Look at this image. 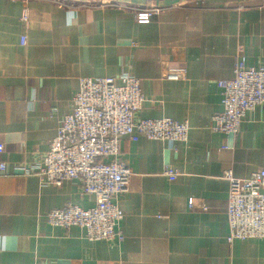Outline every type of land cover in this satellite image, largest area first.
I'll return each instance as SVG.
<instances>
[{
  "label": "crops",
  "instance_id": "crops-1",
  "mask_svg": "<svg viewBox=\"0 0 264 264\" xmlns=\"http://www.w3.org/2000/svg\"><path fill=\"white\" fill-rule=\"evenodd\" d=\"M152 3L160 10L137 21ZM241 59L264 68V0H0V264H264V239L228 241L224 177L264 169V105L235 136L212 130L218 83ZM178 69L182 79L165 78ZM122 74L140 81L139 118L187 123L188 138L121 139L131 171L116 200L123 240L92 242L46 221L51 210L95 204L81 182L44 186L15 168L47 152L81 78Z\"/></svg>",
  "mask_w": 264,
  "mask_h": 264
},
{
  "label": "built area",
  "instance_id": "built-area-1",
  "mask_svg": "<svg viewBox=\"0 0 264 264\" xmlns=\"http://www.w3.org/2000/svg\"><path fill=\"white\" fill-rule=\"evenodd\" d=\"M159 10L158 4L152 3L136 11L135 18L147 22ZM21 43L25 44V38ZM183 76L184 70L178 69L167 71L165 78L177 81ZM218 86L222 112L213 117L212 130L235 136L246 113L264 105V68L247 67L243 59L238 60L233 78ZM143 102L140 81L131 74L79 80L72 112L62 119L47 152L32 167L15 168L21 176L35 175L44 186L77 180L82 194L95 197V204L88 209L67 205L51 210L46 215L49 225L65 230L77 227L92 242L123 240L118 226L124 214L116 200L128 190L131 171L120 160L121 139L144 137L178 143L188 138L187 123L139 118ZM4 171L5 164L0 163V174ZM164 173L170 180L179 175L171 168ZM224 177L229 183L225 212L228 241L264 239V169L246 179L235 178L229 171Z\"/></svg>",
  "mask_w": 264,
  "mask_h": 264
}]
</instances>
